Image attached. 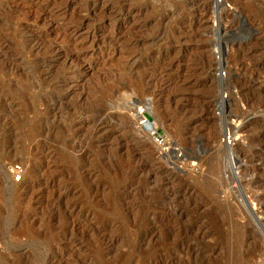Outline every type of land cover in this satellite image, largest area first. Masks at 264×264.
Wrapping results in <instances>:
<instances>
[{
  "label": "rangeland",
  "instance_id": "rangeland-1",
  "mask_svg": "<svg viewBox=\"0 0 264 264\" xmlns=\"http://www.w3.org/2000/svg\"><path fill=\"white\" fill-rule=\"evenodd\" d=\"M0 264H264V0H0Z\"/></svg>",
  "mask_w": 264,
  "mask_h": 264
},
{
  "label": "built area",
  "instance_id": "built-area-1",
  "mask_svg": "<svg viewBox=\"0 0 264 264\" xmlns=\"http://www.w3.org/2000/svg\"><path fill=\"white\" fill-rule=\"evenodd\" d=\"M224 74H226L225 71L220 72V75H224ZM226 96H227V93H224L223 99H225ZM137 115L139 116L138 118L139 123L151 131V134L154 140L156 141V143L160 144L163 149L170 148L171 143L169 139L166 137V135L160 133V131L157 129V126L149 118H146L144 116L143 110H139L137 112ZM222 142L227 146L234 144V137L232 136V133L229 130V128H227L226 132L224 133L222 137ZM14 170L18 172L21 171V166L19 164H16L14 166ZM15 178L20 179L21 175L18 173L15 175Z\"/></svg>",
  "mask_w": 264,
  "mask_h": 264
}]
</instances>
